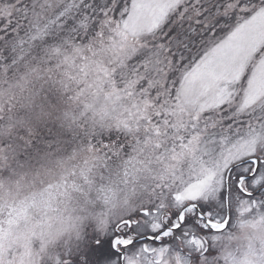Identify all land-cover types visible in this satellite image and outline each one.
Listing matches in <instances>:
<instances>
[{
  "label": "snow or ice",
  "instance_id": "obj_1",
  "mask_svg": "<svg viewBox=\"0 0 264 264\" xmlns=\"http://www.w3.org/2000/svg\"><path fill=\"white\" fill-rule=\"evenodd\" d=\"M237 225L264 226V0H0V264H231Z\"/></svg>",
  "mask_w": 264,
  "mask_h": 264
},
{
  "label": "clouds",
  "instance_id": "obj_2",
  "mask_svg": "<svg viewBox=\"0 0 264 264\" xmlns=\"http://www.w3.org/2000/svg\"><path fill=\"white\" fill-rule=\"evenodd\" d=\"M250 244L264 248V226L237 225L232 237L224 241L223 254L232 258L231 264H258L255 253L249 251Z\"/></svg>",
  "mask_w": 264,
  "mask_h": 264
}]
</instances>
